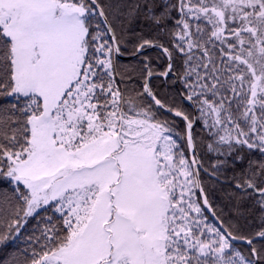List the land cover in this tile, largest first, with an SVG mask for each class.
I'll return each mask as SVG.
<instances>
[{
  "label": "snow or ice",
  "instance_id": "1",
  "mask_svg": "<svg viewBox=\"0 0 264 264\" xmlns=\"http://www.w3.org/2000/svg\"><path fill=\"white\" fill-rule=\"evenodd\" d=\"M123 7L0 0V96L24 101L0 115V245L35 219L18 264H264V159L235 184L260 213L246 235L217 214L198 154L216 179L245 150L264 157V0ZM119 15L157 30L132 53L142 84L121 70ZM155 76L172 78L168 100Z\"/></svg>",
  "mask_w": 264,
  "mask_h": 264
},
{
  "label": "trees",
  "instance_id": "2",
  "mask_svg": "<svg viewBox=\"0 0 264 264\" xmlns=\"http://www.w3.org/2000/svg\"><path fill=\"white\" fill-rule=\"evenodd\" d=\"M102 2L105 4L106 11L109 10V6L115 7L116 5H121V12H126L127 9L123 6L132 3L133 0H102ZM155 2L160 3V0H155ZM157 11H159V9H157ZM112 23L116 29L117 36L120 39L127 41L126 45H124L123 54L126 56L132 55L140 37L153 38L157 34L156 28L146 21L142 15L131 21L126 16L119 15L115 20H112ZM162 39H167V37H162ZM146 55L153 57L154 65H160L158 71L164 70L166 64L163 60L156 59V50H151L150 52H147ZM142 58L143 57L140 56L132 60L119 61L122 66L121 70L128 68L132 79L136 80L138 84H142V80L139 79V68L142 67V65L139 64V61ZM132 69H135V71H132ZM171 79L172 78L169 77L168 81H166L160 76H155L153 78L152 88L161 99L168 100L174 95V89L170 84ZM23 102L22 99L17 100L14 97L0 96V115H2L3 110L12 103L22 105ZM198 154L203 158V169L207 168L211 171L212 164L216 162V156L207 154L203 145L198 147ZM221 159L223 158L221 157ZM262 159H264V157H261L259 152L253 151L249 153L245 150L243 162L223 168L219 175V179H213L207 174L201 172L202 182L205 185L206 191L209 193V199L212 202L213 207L216 209L217 214L226 222L236 224L239 227L240 233L246 235L255 233L261 227L259 219L260 213L254 204L253 198L247 196L240 190H237L235 184L238 179L242 182L240 173L248 167L249 161H255L258 163ZM11 194V186L4 182H0V199L6 195L11 196ZM36 224L37 220H30L23 229V235L21 238L0 245V264H18V262L23 261L24 257L22 255V250L26 247L23 237L30 235ZM259 243L260 242L257 243V246H259ZM234 246L244 253L248 252V247L244 245Z\"/></svg>",
  "mask_w": 264,
  "mask_h": 264
},
{
  "label": "water",
  "instance_id": "3",
  "mask_svg": "<svg viewBox=\"0 0 264 264\" xmlns=\"http://www.w3.org/2000/svg\"><path fill=\"white\" fill-rule=\"evenodd\" d=\"M151 50H155V49H150V50H148L147 52H150ZM138 57H140V56H133V55H128V56H126V55H122V56H120L119 57V61H127V60H132V59H135V58H138ZM162 79L164 80L165 78H163L162 77ZM201 172H203V173H205L204 172V169H201ZM205 174H207V173H205ZM208 175V174H207ZM209 176V175H208ZM210 177H212V176H210ZM213 179H216L215 177H212ZM207 215L209 216V219H210V221L212 222V223H217V220L215 219V218H213L212 216H211V214L210 213H207ZM234 245H244V246H246V247H248L243 241H235L234 242Z\"/></svg>",
  "mask_w": 264,
  "mask_h": 264
},
{
  "label": "rangeland",
  "instance_id": "4",
  "mask_svg": "<svg viewBox=\"0 0 264 264\" xmlns=\"http://www.w3.org/2000/svg\"><path fill=\"white\" fill-rule=\"evenodd\" d=\"M15 98V97H14ZM209 223H211L209 220H208Z\"/></svg>",
  "mask_w": 264,
  "mask_h": 264
},
{
  "label": "flooded vegetation",
  "instance_id": "5",
  "mask_svg": "<svg viewBox=\"0 0 264 264\" xmlns=\"http://www.w3.org/2000/svg\"><path fill=\"white\" fill-rule=\"evenodd\" d=\"M203 169V168H202ZM203 173V172H202Z\"/></svg>",
  "mask_w": 264,
  "mask_h": 264
}]
</instances>
